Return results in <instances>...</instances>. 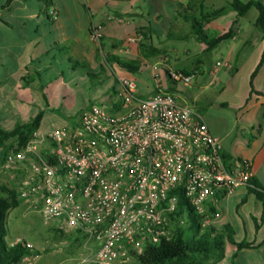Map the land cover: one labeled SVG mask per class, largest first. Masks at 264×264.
Instances as JSON below:
<instances>
[{"label":"built area","instance_id":"obj_1","mask_svg":"<svg viewBox=\"0 0 264 264\" xmlns=\"http://www.w3.org/2000/svg\"><path fill=\"white\" fill-rule=\"evenodd\" d=\"M91 35L99 41L96 30ZM167 60L162 57L153 67L155 78ZM171 77L186 85L194 78L178 71ZM116 78L111 110L92 106L71 127L33 135L22 149L6 153L0 165L5 172L27 169L17 184L18 199L45 224L57 220L59 230L79 234L86 246L93 243V264H125L146 246L168 241L169 216L180 197L201 215L219 197L255 188L251 163L227 161L219 139L193 107L161 90L142 98L134 79ZM35 140L49 148L39 151ZM15 245L26 251L23 264H32L33 244L16 238L8 246Z\"/></svg>","mask_w":264,"mask_h":264},{"label":"crops","instance_id":"obj_2","mask_svg":"<svg viewBox=\"0 0 264 264\" xmlns=\"http://www.w3.org/2000/svg\"><path fill=\"white\" fill-rule=\"evenodd\" d=\"M229 1L224 0V3ZM242 1L246 2L248 0ZM259 1L264 3V0ZM187 2L188 0H105V3L110 4L111 8L106 7L103 10L99 6L98 10L110 19L111 24L117 21L125 25L126 28L128 27L125 38L117 42L114 30L107 29L99 34L101 41H105V45L102 44V47L99 46L100 49H98L90 30L98 31V27L103 26V22L99 21L97 22L98 27L90 26L91 24L87 27V37L83 39L86 43L93 44V47L92 45H86L78 48L72 40L66 39L65 41L72 48V53L68 54L65 44H52L49 50L36 57L34 61L29 63L28 68L25 67L20 74H17V76H3L0 79V105L5 104L12 110L13 116H19L21 124L30 121L39 111L44 114L46 108L52 111L54 107L62 105L64 99L62 94H57L59 89L64 90L66 95L69 91L68 85L75 83L77 78H83L84 74L88 77L87 75L90 73H102L103 65L101 61H96L99 50L103 58L114 54L122 59L135 60L140 64L148 65V70H143V72L149 71L148 79L149 74L153 75V67L158 64L162 55L156 54L153 57L144 58L140 54L138 45L129 42V39L134 37L135 30L138 27L150 25L160 36V38L155 35L151 36L152 46L168 56L170 65L176 71L194 76L188 85H181L182 87L178 84L175 85V91L172 94L176 96L180 103L190 105L200 114L209 133L219 139L222 154L227 161L239 158L251 163L253 180L257 185V190L264 191V38L262 33L254 26L258 12L255 8H250L243 17H238L234 11L227 9L223 15L212 20L206 26L211 34L226 32L231 34L210 52H205V46L197 43L191 37L189 24L184 23L176 15L178 7L184 6ZM204 2L207 6L214 8L224 6V4L216 6L213 3H208L207 0H204ZM31 6V0H13L7 6L9 14L6 15L0 11V21L7 26L6 22L9 20L14 23L19 21L20 27H26L25 20L39 19V17L47 18L49 12L42 4L39 6V14ZM3 7L6 8L5 4ZM28 9H32V11L29 12ZM12 11L16 13L13 14ZM11 32L18 38L23 40L26 38V34L18 29H12ZM168 32H171L175 38L165 39L164 37ZM56 44L59 47H64V52L59 53L53 49L52 47ZM194 54H209L212 56L207 69L201 61L194 65H188L186 58ZM70 56L75 61L70 62ZM78 60H81L82 63H79ZM74 62H78L76 65L81 64L82 67L90 65L95 71L87 70L84 72V69L79 70V66L73 65ZM216 63L222 65L215 70ZM97 68H99L98 71H96ZM119 74L124 75L123 73ZM24 78L27 81L22 80ZM135 82L139 95H141L142 90L136 79ZM108 85L107 88L112 84L108 83ZM41 86H43V90H41ZM152 93L151 90L146 95ZM35 107L38 111L33 113ZM221 108L231 109L235 113V119L229 129L221 125V121L217 116L219 115L218 109ZM42 119L39 127L34 132L36 136L50 131L43 128ZM35 144L41 152L49 148V144L45 141L35 140ZM16 170L18 171V178H24L27 174L25 167L18 166ZM11 177L15 178L16 173L10 174L9 178ZM19 201L22 202L24 208L21 218L18 217L17 213H14L16 207L8 211L5 217L7 229L5 240L8 245L16 238L28 241L24 234L14 230L15 223L17 221L16 229L17 227L22 228V219L32 213H37L26 201ZM232 204L236 206L234 209L236 215L250 217L252 212L259 214V224H255L253 232L262 231L264 228V221L260 220L262 204L245 187L237 189L231 197H219L214 205L208 203L205 210L206 221H209V224L215 227L216 230H218L221 223H225L226 227H230L227 221L234 218L231 209ZM232 227L239 231L236 222ZM57 231L59 232V230ZM64 234L66 235L61 236L64 240L72 238L71 235H73L75 241H84L83 249L85 253H83L82 262L83 264H93L89 261L94 249L93 243L86 246L84 238L75 232ZM231 234L234 236V233ZM247 242L253 245L254 248L252 249L264 245V241L258 240L256 236H253ZM34 249L35 259L32 264H49L47 260L41 259V250L36 246H34ZM223 255L226 256L225 250ZM23 259L24 256L15 264H23ZM219 264H225L223 259Z\"/></svg>","mask_w":264,"mask_h":264},{"label":"rangeland","instance_id":"obj_3","mask_svg":"<svg viewBox=\"0 0 264 264\" xmlns=\"http://www.w3.org/2000/svg\"><path fill=\"white\" fill-rule=\"evenodd\" d=\"M208 3H213L216 6L227 4L224 0H207ZM32 6L35 12L39 14V6L41 3H36L35 0H31ZM54 7L48 11L50 20L47 18L39 17V19L25 20L26 27H20V22L14 23L12 21L6 22L5 25L0 21V79L3 76H17L21 71L28 68L30 62L34 61L36 57L40 56L44 51L49 50L50 46L54 43L65 44L67 47V53H72L71 45L66 42V39L72 40L78 48L87 46H94L91 43H86L83 39H86L87 27H98L99 21L103 22L102 27H98V33L102 34L107 29H113L115 39L120 42L125 38L126 28L125 25L118 23L111 24L110 19L101 14L98 10L99 6L103 10L110 4H106L105 0H53ZM5 0H0V11L4 14H9L8 8H4ZM119 4V3H116ZM123 5V3H122ZM32 9H28L29 12ZM105 12V11H104ZM15 14V11H12ZM110 15V13H109ZM42 16V15H41ZM18 29L25 33L26 38L23 40L16 37L11 30ZM105 41H101L103 45ZM96 46L99 48V41H95ZM89 53H91L89 51ZM93 55V54H92ZM71 57V56H70ZM212 56L209 54H194L186 58L188 65H194L201 61L204 67L207 69ZM93 60V59H92ZM70 61H75L71 57ZM82 63L81 60H78ZM96 61H101L102 65H105L104 58L102 57L100 50L98 51V58ZM75 63V62H74ZM79 70L84 69L95 71L90 65L82 67L74 64ZM99 68L96 69L98 71ZM151 71V70H150ZM4 72V74H3ZM149 71H144L135 76L138 86L142 90L141 97H147L146 93L153 89V83L147 79ZM107 71L102 73H94L89 77L84 74L83 78H77L75 83L68 85L69 91L65 95V91L59 89L57 94H62L64 99L62 105L54 107L52 111L46 108L43 114L42 126L44 129L55 130L63 127H71L79 119V115L85 109L92 106L102 107L105 110H111V103L116 99V92L113 90L118 89L119 84L113 79L107 78ZM163 83H167V80L162 78ZM241 82L240 80H238ZM108 83L112 84L109 88ZM113 87V88H112ZM35 111H38L35 107ZM218 118L221 121V125L229 129L235 119V113L228 108L218 109ZM21 124L19 116H13L12 110L7 106L0 105V132H9L16 126ZM6 145L15 146L14 141L10 140ZM6 145L0 147V165L6 154ZM1 170V169H0ZM18 171L15 169L11 172L5 173L0 171V184L5 185L8 189L16 190L17 184L22 178H18ZM16 173V177L9 178L10 174ZM20 179V180H19ZM18 180V181H17ZM19 200V199H18ZM20 202V201H19ZM20 204L14 210V213L18 214L21 218L23 212V206ZM231 204V202H230ZM235 204L231 205V209L234 215L233 220L227 221L230 227H226L225 223H221L217 232L226 236L227 233H234L231 235L235 242L249 241L253 236H256L258 240L264 241V228L262 231L253 232L255 224H259V214L251 213L250 217H244L242 215H236L234 209ZM16 214V215H17ZM22 228L17 227V221L15 223V231L24 234L26 239L36 246L40 251L41 259L47 260L49 264H83V240H74L68 238L66 240L63 237V231L59 230V221L53 220L49 224H45L38 213H32L25 219H22ZM6 218H4V223ZM238 224L239 231L234 226V223ZM232 228V229H231ZM59 230V232L57 231ZM257 230V229H256ZM237 231V232H236ZM226 256L220 255L218 252L208 255L206 258H196L200 264H219L222 259L225 264H264V245L257 249H242L237 250L235 245L228 242L225 243ZM224 257V258H223ZM256 262V263H255ZM89 264V263H84ZM118 264V263H117ZM125 264H137L135 259L132 258Z\"/></svg>","mask_w":264,"mask_h":264},{"label":"trees","instance_id":"obj_4","mask_svg":"<svg viewBox=\"0 0 264 264\" xmlns=\"http://www.w3.org/2000/svg\"><path fill=\"white\" fill-rule=\"evenodd\" d=\"M13 0H6L7 7ZM41 3L43 7L50 11L53 7V0H35ZM250 8H255L258 12L254 26L262 33L264 38V3L259 0H230L225 6L214 8L207 6L204 0H188L184 6H179L176 15L184 22L189 24L191 37L199 44L205 46V52H210L221 41L230 36L231 33L211 34L206 26L214 19L223 15L227 9L236 13L238 17H243ZM47 14V18L50 19ZM92 34V30H90ZM160 36L154 31L150 25L138 27L135 30L134 37L138 40L136 44L140 49V54L144 58L153 57L156 54L162 57H168L165 53L160 52L152 46L151 36ZM165 39L170 40L175 38L171 32H168ZM99 46L102 47L101 38H99ZM57 52H64V47L54 45L52 47ZM162 57L160 59H162ZM71 62V61H70ZM105 65L102 67V72L107 71V78H112L117 82L116 76L123 73L125 76L135 80V76L142 73L143 70H148V65L140 64L135 60H126L121 57L110 54L104 57ZM78 64V62H75ZM171 71H176L167 60L162 62L157 67L158 77L153 75L148 76L150 82L153 83V92L163 91L166 93H173L175 85L184 86L183 81H174L171 77ZM183 75H187L182 71H178ZM92 73L88 74L89 77ZM162 78L167 80L163 83ZM26 80V78L22 79ZM27 81V80H26ZM182 85V86H181ZM43 90V86L40 87ZM113 88V87H112ZM113 90L116 92L113 88ZM111 104L113 103L110 102ZM42 111H39L27 123L16 126L9 132H0V147L2 148L10 140L14 141L15 146L6 145L4 154L15 148L22 149L25 144L33 138L34 132L39 127L42 119ZM225 158V157H224ZM251 184L255 188H247L250 193H253L256 199L262 204V214L260 220L264 221V191H258L254 180ZM19 205L18 194L16 190L8 189L5 185H0V264H15L21 257L26 254L25 249L21 245L9 247L6 243L5 237L7 233L4 218L7 212ZM205 214H198L186 202L183 197L177 201L175 211L169 216L171 224V237L168 241H161L156 245H148L144 248L143 253L139 256L133 257L137 264H200L196 258H206L208 255L219 253L224 254L225 243L228 242L236 246L237 250L252 249L253 245L246 241L235 242L231 233L223 236L215 227L202 225L206 219ZM231 234V235H230ZM203 264V263H202Z\"/></svg>","mask_w":264,"mask_h":264},{"label":"water","instance_id":"obj_5","mask_svg":"<svg viewBox=\"0 0 264 264\" xmlns=\"http://www.w3.org/2000/svg\"><path fill=\"white\" fill-rule=\"evenodd\" d=\"M259 191V190H258Z\"/></svg>","mask_w":264,"mask_h":264}]
</instances>
